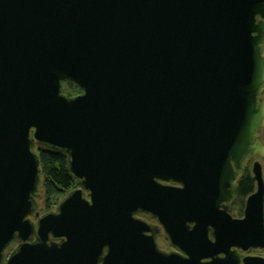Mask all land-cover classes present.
I'll return each mask as SVG.
<instances>
[{"label":"water","instance_id":"95a60500","mask_svg":"<svg viewBox=\"0 0 264 264\" xmlns=\"http://www.w3.org/2000/svg\"><path fill=\"white\" fill-rule=\"evenodd\" d=\"M262 127L264 0H0L8 264H153L141 213L187 253L174 264H264L201 261L221 251L201 238L217 227L215 190L230 160L264 153ZM38 150L64 155L77 183L41 215ZM255 236L241 248L264 247Z\"/></svg>","mask_w":264,"mask_h":264},{"label":"flooded vegetation","instance_id":"af4514ba","mask_svg":"<svg viewBox=\"0 0 264 264\" xmlns=\"http://www.w3.org/2000/svg\"><path fill=\"white\" fill-rule=\"evenodd\" d=\"M65 90L73 94L79 93L76 89L68 86H65ZM256 139L264 146V127L258 131ZM229 166L230 175L214 193L216 201L211 213L216 220L217 227L208 225L207 233L201 235V238L205 242L207 241L206 247L216 244L221 251L216 249V253H211V248L207 249L206 253L210 257L201 259L204 263L213 258L222 259L227 256V252L231 256L240 255V260L248 256H264L263 246L250 245L245 249L241 248V245L249 242L251 232L256 233L255 239L258 238L264 242V153L259 149L257 152L243 155L237 160H230ZM158 183L166 187L178 186L171 180H158ZM42 200L43 191L39 199L40 215L46 212ZM137 217L149 227V230L142 232L138 238L137 245L141 256L147 254L153 264H174V259H181L184 262L188 257L187 253L174 243L172 236L157 215L141 213ZM32 221L36 224V219H32ZM235 230L236 233H234ZM217 239L222 241L216 242ZM18 246V239L9 240L0 250V264H8L9 258ZM105 253L106 247L103 248L100 257L102 258Z\"/></svg>","mask_w":264,"mask_h":264},{"label":"trees","instance_id":"16d2710c","mask_svg":"<svg viewBox=\"0 0 264 264\" xmlns=\"http://www.w3.org/2000/svg\"><path fill=\"white\" fill-rule=\"evenodd\" d=\"M42 170V205L45 211L52 209L59 198L77 186L76 181L66 170V157L48 150H38Z\"/></svg>","mask_w":264,"mask_h":264}]
</instances>
